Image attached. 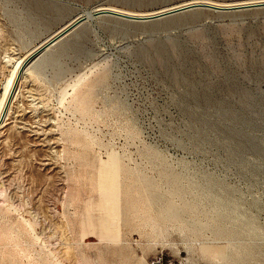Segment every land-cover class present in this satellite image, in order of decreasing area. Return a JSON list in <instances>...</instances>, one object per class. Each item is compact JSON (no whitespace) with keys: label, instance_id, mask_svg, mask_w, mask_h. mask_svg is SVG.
<instances>
[{"label":"rangeland","instance_id":"1","mask_svg":"<svg viewBox=\"0 0 264 264\" xmlns=\"http://www.w3.org/2000/svg\"><path fill=\"white\" fill-rule=\"evenodd\" d=\"M183 1L0 0V264H264V7L95 10Z\"/></svg>","mask_w":264,"mask_h":264},{"label":"bare ground","instance_id":"2","mask_svg":"<svg viewBox=\"0 0 264 264\" xmlns=\"http://www.w3.org/2000/svg\"><path fill=\"white\" fill-rule=\"evenodd\" d=\"M260 3H264V0H239V1H230V2H219V1H215V0H185V1L180 2V3L172 4L169 6H164L162 8H159L156 10H151V11H138V10H132V9H128V8L116 7V6H112V5L99 6L95 10L96 11L108 10V11H113V12H117V13H121V14L131 15V16L150 17V16L159 15V14H164V13H167V12H170L173 10L181 9V8L188 7V6L195 5V4H207V5L217 7V8L231 9V8L248 6V5H253V4H260ZM181 14H183V13H181ZM177 15H179V14H177ZM177 15H174V16H177ZM89 16H92V13L90 11L81 12L80 14L75 16L73 19H71L69 22H67L65 25H63L61 28H59L55 32L51 33L44 41H42L39 45H37L33 49H31L25 56L21 57L17 61L18 62L17 72H18L19 68L21 67L19 79H21V77L29 71L32 63L37 61L48 50H50L53 46H55L56 44H58L60 41H62L63 39H65L67 37L66 36L65 38H63L64 37L63 36L62 38H59V36H57L59 34V32L62 31V29H65L66 27H68L72 23L79 21L83 17H89ZM174 16H171V17H174ZM171 17H167V18H171ZM54 40H56V41L53 44H50L43 52H40V49H42V47H44L45 45H48L49 43H51ZM18 86H19V81L17 80L15 82V78H14V81L11 84V86L9 87V90L7 92V95L5 98L6 100H5L4 104H2V107L0 109V129H2L6 125V117L10 111L11 103L16 96ZM90 99H91L90 92H89L88 96L76 95V101L79 104H81L82 108H89L90 107V104H87V100H90ZM3 112H4V115H3ZM20 135H19V137H20ZM3 143H5V142H3ZM140 191H141L142 196H144V198L147 200V203L149 206H152L156 202V193H154V189L152 187H150L147 183H145V185L140 189ZM136 208L137 207H135L134 209H136ZM144 208H145V211L147 213L146 219L147 220L148 219L149 220L154 219V215H152L151 212L153 211V209L155 207H144ZM161 208H162L161 209L162 215L165 217L174 216L178 213V208L173 207V205H169L168 207H161Z\"/></svg>","mask_w":264,"mask_h":264},{"label":"water","instance_id":"3","mask_svg":"<svg viewBox=\"0 0 264 264\" xmlns=\"http://www.w3.org/2000/svg\"><path fill=\"white\" fill-rule=\"evenodd\" d=\"M263 7H264V3L253 4V5L242 6V7H236V8H231V9L217 8V7H214L211 5H207V4H195V5H191L188 7L181 8V9L173 10V11H170V12H167L164 14H159V15L150 16V17H137V16L121 14V13H117V12H113V11H108V10L98 12V14L113 15V16H116L118 18H122L128 22H133L136 24H146V23H156V22H159L162 19H165L167 17H171V16L181 14V13H185V12H189L191 10L198 9V8L212 9V10H248V9H252V8H263ZM98 14H96V16ZM93 16H95V15H92L89 17L92 18ZM87 19H88V17H83L79 21L72 23L71 25H69L65 29H62V31H60L57 36H59V38H62L64 36L63 38H65L69 34L73 33ZM56 40H54L51 43H49L48 45H45L44 47H42V49H40V52H43L50 44H53Z\"/></svg>","mask_w":264,"mask_h":264}]
</instances>
